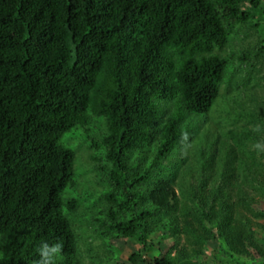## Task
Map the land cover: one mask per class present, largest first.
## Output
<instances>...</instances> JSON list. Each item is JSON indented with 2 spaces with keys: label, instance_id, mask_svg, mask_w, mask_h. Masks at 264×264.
I'll use <instances>...</instances> for the list:
<instances>
[{
  "label": "trees",
  "instance_id": "trees-1",
  "mask_svg": "<svg viewBox=\"0 0 264 264\" xmlns=\"http://www.w3.org/2000/svg\"><path fill=\"white\" fill-rule=\"evenodd\" d=\"M261 1L0 0V264H34L43 242L63 244L55 264H83L81 239L86 264H104L86 225L136 244L128 264H264V117L205 122L233 59L245 75L264 60ZM248 27L255 49L220 53Z\"/></svg>",
  "mask_w": 264,
  "mask_h": 264
},
{
  "label": "rangeland",
  "instance_id": "rangeland-1",
  "mask_svg": "<svg viewBox=\"0 0 264 264\" xmlns=\"http://www.w3.org/2000/svg\"><path fill=\"white\" fill-rule=\"evenodd\" d=\"M260 5L264 6V0L261 1ZM242 30L243 31H240L237 34L231 36L229 44L224 47V49L220 52L221 54L233 57L234 55L240 54L241 51L255 49L257 46L256 44L258 42H262V29L258 30L259 32L251 27H248V29L243 28ZM252 63L253 67L250 68L248 75H245V73L243 72L244 68L242 67V65L240 67L237 66L234 59L233 65H230L228 63V67L232 66L230 67V72H228L229 74H227L228 81L221 84V97L217 99L216 104L205 117V122L209 123L212 129L213 127L217 129L220 127L219 122H223L222 118L225 111H227L228 113L229 111L230 113L237 112L238 107H243L244 109H253L256 112L261 113L264 117V60L256 61V58H254L252 60ZM222 79L223 81H225V76L222 77ZM240 81H245V85H243V87L239 86L237 88L236 83ZM83 136V134L81 135L76 132L75 134H73V136L70 137L71 142L68 146L74 152L73 165H75L77 169L80 168L82 174L89 179V185H83L87 188L93 189L95 185H93L92 182H94L96 177L90 171V162H88V160L86 159L87 154L90 152V150L89 148L85 147V144L84 146L79 145V143L81 144V140L85 141V138ZM63 139L64 137L62 138V140ZM187 159H190V157H187ZM101 188L102 186L97 184L96 188L92 192L87 191L89 193L85 192L80 196L81 198L86 199L87 202L92 203L94 202L95 192L97 191L100 193ZM70 194L71 196L77 198V194L75 192L72 191ZM71 215L75 218L76 226H79L80 223H78V219L80 220V213L75 212ZM259 221L264 224V220ZM81 232L85 237V243H89L92 246L89 254L96 256L98 259L102 260L104 264H128L126 262V256L132 250L138 247L132 241L127 242L122 239L102 242V240L99 237H96V235L93 233L92 227L87 225L85 227L82 226ZM77 243L80 251L79 254L80 256L83 255L81 256L82 262L83 264H86V246L83 244L82 239ZM162 243L164 247L169 245V238H164ZM206 251L208 253L209 249L207 248ZM144 264L149 263L145 262Z\"/></svg>",
  "mask_w": 264,
  "mask_h": 264
},
{
  "label": "clouds",
  "instance_id": "clouds-1",
  "mask_svg": "<svg viewBox=\"0 0 264 264\" xmlns=\"http://www.w3.org/2000/svg\"><path fill=\"white\" fill-rule=\"evenodd\" d=\"M251 131L262 132L264 131V123L255 124ZM193 148V141L187 130L181 129L179 137V151L182 156H187ZM252 148L258 153H264V142L256 141L252 145ZM63 244L61 242H56L49 244L48 242H43L41 246L37 249L39 254V260L35 261L34 264H55L56 258L62 255Z\"/></svg>",
  "mask_w": 264,
  "mask_h": 264
}]
</instances>
